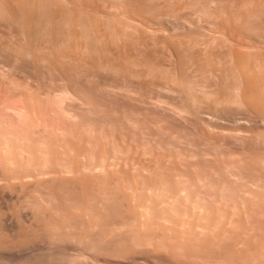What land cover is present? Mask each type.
Wrapping results in <instances>:
<instances>
[{"label":"bare ground","instance_id":"1","mask_svg":"<svg viewBox=\"0 0 264 264\" xmlns=\"http://www.w3.org/2000/svg\"><path fill=\"white\" fill-rule=\"evenodd\" d=\"M225 1L227 3V0ZM229 1L230 0H228V2ZM243 1L246 2L247 0H243ZM243 1L240 0V2L236 3L237 1L234 0L236 4L242 2V4H239L238 6L235 4V7L233 6L234 2L231 3L232 1H230L229 3H227L228 5L226 3L224 4L225 5L223 6V9L225 8L224 11L221 9L222 6L221 8L219 7V9L215 11L216 6H214V4L219 6V3L222 2L221 0H176V1L163 0V2H161V0H128V1L126 0V2H124V0H0L1 23L3 22L6 23V25H9L7 27L12 28L14 33L13 35L15 36V38L19 37L21 39V42L20 41L17 42L18 47L15 46L16 41H14L15 43L12 42L13 45L17 47L15 49L12 48L14 47L13 45H11L10 47L9 44H7L8 41H6L7 42L6 47L4 43L5 40H3L2 43L0 41V82H2L3 84L2 87L9 86L12 87L10 89H14V93L18 92L16 95L19 94L20 97L24 99L27 110L28 111L30 110L29 113L30 112L34 113L33 108H35V106L33 104L38 105L39 104L38 101H41L42 103V100H38V98H40V96L37 94L38 92L39 94L41 93L40 94L41 96L44 95L43 97L46 98L52 96L69 98L72 96H76V92L80 91L79 86H82L80 84L81 81L82 84L86 86L87 82L83 83V80L91 81L93 77H96L101 79L102 83H100V80L99 83L103 85V82L105 80V79L103 80V78L107 76L108 72L111 73L115 72L113 74H116L118 73L119 70L120 71L119 76L121 77L120 79L122 85L119 86H121L123 89H129L137 93L138 96L143 95V98L145 97L146 99L147 97L148 99L153 97L154 100H157L158 102L161 101L169 104H172L171 101H169L172 100V102H174L176 106L178 105L182 109V111L184 110L187 112V114L189 113L193 121L197 125H200L201 129L204 131V134L202 133V135H205L206 141L209 142L208 144L212 143L211 139L213 140L215 139L213 142H216V138L218 139L222 135V134L219 135L218 127L226 128V129L229 128V125L231 124L227 125L228 124L227 123L226 124L227 127L224 126L223 124L227 122L226 117L228 118V116L230 117L232 116L231 118L233 119V117L235 116L234 109L236 108L238 109L241 107H243V109L246 107L245 108L246 110L248 108L247 111L249 118L247 116L245 117H247L248 118L247 120L252 122L253 124L252 123L237 124L238 120L236 121L233 120L234 123H232V125L233 124L234 125L233 126L231 125L230 127L236 130H245V132L247 133L246 136L248 137L250 142L251 140H258L264 144V0H254V1L251 0L252 3L255 1L256 2L253 4L254 7L252 6V8L250 9L246 7L248 6V4L246 5V3H244ZM129 2L131 4L132 11L131 10L130 11L132 13L129 11L130 6H128V11L125 8L127 6L125 3H129ZM247 3H249V5L252 4L251 2H247ZM175 5L177 6V8L174 7ZM226 5L227 7L229 6L228 10H226L227 9ZM212 6H214L215 8L211 9L213 8ZM184 11L187 14L189 13V16L187 15L188 17L184 15L186 14L184 13ZM200 20L205 21V24H208L211 27L210 29H212L211 30L212 32H210V35L205 34L204 31L203 33H201L202 30L198 29L201 27L198 28L195 27L197 26L195 24H197ZM202 23L204 24V22ZM198 25L201 26L200 24ZM207 32L208 31H206V33ZM204 34L206 35L204 36V38L207 39L204 38L202 39V35ZM200 36H201V40L199 41ZM11 40H14V38ZM11 40L9 41L11 42ZM159 42L162 43V48H163V44L169 47L168 49L165 46V51L162 50V52H160L161 54L164 52L167 53L166 51L171 49L172 55L173 57H175V59L172 56H171L172 58L171 57L170 58L174 59L173 61L175 62V68L177 69V72H175L176 69L174 68L175 70L173 69L174 72L172 73V70H170L171 68H169L171 72L166 70V73L169 72L172 74L167 73L168 75H170L168 77L166 76L167 74L165 76L162 75L163 76L162 78L158 77L157 74H156L157 76L154 74L153 76L152 73L150 74V71L148 70V67L150 68L149 65L151 66L154 65L151 62H155V64H157L160 61L158 60V62L156 63V58H158L159 55H156L155 53L158 50L157 54H159V48H158ZM143 45H147L150 47V49L153 48V50L155 49V46L154 47L151 46L156 45L157 50L155 49L153 51V54L155 53L154 55L157 57L154 58V55L150 53L151 54L150 56L151 57L153 56L152 59L151 57L149 58L150 60H152L151 62L150 61L148 62L147 58L149 56V52H152V50L148 48L149 50L148 52V50H146L147 46L146 47L144 46L143 48L142 47ZM8 46L12 49H10ZM135 46L139 47L137 49L141 50V51L139 50V53H142V50L144 51V54L146 53L144 56H147V58L145 57L140 59L142 60L147 59L144 60L145 61L144 64L148 65L147 69L143 66L144 65L143 63L142 66H139L140 62L138 60L140 59L137 57L139 54L136 51ZM140 47H142L143 49H141ZM224 47L225 48L228 47L226 48V50L230 49L231 47L233 48L230 49L231 52L230 50H228L230 53H227L225 50H223L225 51V54H223L224 52L222 53L223 55L216 52L218 50H215L216 48L222 49ZM212 49L215 50L214 53H217L216 55L220 54L219 57H221V55L222 56L226 55L229 57L231 56V58L229 57L225 58L226 56H224V58L223 57L219 58L216 55L215 57L213 52L211 51ZM134 50L135 52H137L136 53L137 55L133 54ZM171 52L168 53V56L171 55ZM220 52H222V50ZM141 56L142 55H140V57ZM170 58L168 60L167 55L164 58L161 57V61H162L161 65L164 64L163 61L165 59H167L168 62H170ZM167 60H165V63L169 67L172 64L171 63L170 65L169 63L167 64ZM141 67L145 69L143 70ZM172 67H174V64L172 65ZM198 74H200L202 78ZM36 76L43 77L44 80L41 79L42 83L43 81L46 80L45 83L48 84L45 85V88L43 90L38 91L37 88L39 86L36 87L37 92L34 91L35 88H33L35 87L33 85H35L36 83V80L34 81V78H36L37 80L39 79ZM111 77H114V75ZM199 77L200 80L204 79L203 82H201L202 80L200 81L199 79H197ZM115 78H113L112 81L114 80L116 81ZM209 78H212V80H209ZM94 79L92 80V82L94 81ZM134 79L136 82L134 81ZM206 79L209 81V83L213 81V84H209L206 81ZM198 80L201 84H198ZM37 82L40 83L41 81H37ZM97 83L98 82L96 81H95V85L94 82L91 83L92 87L94 86L93 88L96 90V92H98L97 90L99 89L96 88L101 87L99 83H98L99 86L95 87ZM108 83H110L111 85V82L108 81ZM66 84L69 86L71 85L70 87H73V90H69L70 87L67 88ZM36 85H38V83ZM84 85L82 87L85 88ZM88 87H90L91 89V86ZM88 87H86V89ZM86 89L83 90L86 91L88 94V91L90 89L88 88L87 89L88 91ZM94 91H92V93L90 94H93ZM121 91L123 90L121 89ZM124 91H128V90H124ZM131 91H128V93ZM167 93H170L171 94L170 96H175V97L170 98L169 94ZM34 95L35 97L39 96L38 98H36V101L34 99L36 103H33ZM102 95L103 97H105L104 94ZM79 96L81 97V95L78 94V97ZM76 97L75 98L72 97V98L76 99ZM46 98L43 99V101L49 100ZM98 99L101 98L98 97ZM81 100L82 99H80L79 101ZM68 101H71L69 102V104L71 103L70 106H72V107L69 106L70 108H73L72 104L74 101L77 102V100H73L72 102L71 99ZM82 101L80 103H82ZM41 103L39 105L42 107ZM77 104L74 103V108L75 105ZM98 104H100V102ZM229 106L232 107L234 112H230L228 109L229 111L228 116L224 117L227 110L225 111L224 116L222 115L223 114L222 111H224ZM38 107H36L37 111H38ZM231 107H229L230 110ZM103 108H106V105L105 107L103 106ZM106 109L104 110L102 109V111H105ZM207 109L217 113L216 114L217 118L215 119L211 118L210 116L212 115H210L209 117L204 116L205 113H209ZM211 111L209 114L212 113ZM220 111L222 112V114ZM86 112L87 111H85V113ZM97 112L100 111L98 110ZM237 112L238 111H236V113ZM73 113H75V111ZM215 113L212 114H214L215 116ZM100 116L98 117L96 116V117L99 118ZM221 116L223 117V119L224 118L226 119L225 122H222V124L220 122L223 120ZM239 116L242 115L240 114ZM97 118L96 120H98ZM107 118L109 117L107 116ZM241 118L242 117H240V119ZM111 119L113 120V118ZM10 120L11 119L9 118H4V117L0 118V173H3L2 177H0V197L1 198L4 197L6 199L5 196H2L3 190H11L12 192L13 190H15V188L19 186L22 187V189L20 187L19 188L23 190L25 186L30 185L31 183L32 186L36 184L34 189H36L37 194L36 191L30 189V191L31 190L33 191L30 192V195L31 194L33 195L34 193L33 196L34 198L31 196L30 198L31 200L29 199L28 196L29 194L26 195L28 197L22 194L24 196V201L23 199H21L22 203L20 201H18L17 203L19 202L21 203L19 205L23 207L22 211L24 212H21L20 211L21 209L16 210L15 208L14 209L12 208L13 211L15 212V213L12 212L15 214L14 222H11L12 220L7 221L8 218L7 219L4 218L3 217L4 214L2 215L1 214L2 212L0 211L1 212L0 213V264L3 263L24 264L23 262L27 263V261L28 264H31L28 258L30 259L31 256L35 257L34 255L37 256L42 255L41 257H38V259L40 258L41 260H44L43 262H45L44 257L47 256L48 254L50 258L51 254H55L54 252H56V250H59L58 248H60L59 250L60 252H61V248H63L64 250L62 249V251L64 252V254L65 253L67 254L65 250L67 248L69 249V247L72 252L70 253L69 251L70 249H69L68 251L70 255L67 254L68 256L66 257L63 256L66 259H71V261L73 262L68 264H93L94 262L90 258L92 256L94 258L96 257L95 259L98 258V262H99L100 260L99 258L101 257V259H103L104 257V256L102 257V255L98 257V255L101 254L99 252H103V251L104 254L105 252H107V254L110 256L109 259L110 258L114 259V260L112 259L113 261L111 264H119V263L122 264V262L124 264L126 263L127 264H159L160 261H157L159 257H165L167 261V263L165 264H183V263L195 264L200 261H202L201 263L203 264H224L222 263L224 261L226 262L225 264H233L234 261L239 256L243 258L244 264H254V263L256 264V261H259V263H261L262 261L264 262V258L261 252L262 251L261 247H260L261 248L260 251L259 246H256L255 251L253 253L250 251L249 247L247 248L244 247V245H246L247 242L245 244L243 243L244 235H245L243 232L237 234L236 237L233 239L232 243L228 244V237L232 235L231 234L232 232L230 233L228 231L232 229L231 227L234 228V221L236 219L240 220L239 216L242 217L244 216L243 214H246L245 210L248 208V206L249 208L250 207L252 208L254 206V208H257L258 210V208L264 205L263 204L264 188L263 189L261 188L262 190L256 189L257 187H252V185L250 186L251 187L250 188L248 187L249 184H247L248 186L245 185L247 183L246 181H245L246 183L243 180H241L242 182L241 181L239 182L237 181L236 177H233L236 178V180L233 178H232L233 180L232 179L227 180L228 177L235 175L234 172L232 174H231L232 171L230 172V168L232 166L235 167L233 165L235 163L233 161L232 156H230V154H226L227 152L223 154L224 158L220 154L221 155L220 159L221 158L223 159L221 160L222 162L220 163L221 165L219 164L218 167H217L218 165L217 163L220 160H218L217 163L214 160H210V162L208 163L209 165L207 164V166L201 163L202 167L205 166L203 167L205 169L203 170L201 168L199 169L201 170L198 171L200 172L199 176L208 174L209 176H211V178L215 177V179H220V180L222 179L227 181L233 187V190L231 189L232 190V193L230 194L231 197L229 196L228 199L234 202L235 204L234 208L238 210V206L240 204L241 206L243 207L246 206L247 208L244 210L245 213L242 211L243 214L242 215L239 214V216L237 215L238 218H235V220L233 221L232 218L234 219L233 217L234 211L231 210L233 208H231L230 210H226L227 208L221 209L217 206L214 207L215 204L214 202V204L211 203L213 205L211 204L209 205V207L213 206L214 208L211 207L210 210L209 207L207 206L208 209H206V212L207 213L209 212V214L211 213L212 219L213 216L216 217V219L215 220L213 219L212 222H211L212 219L210 220V222L208 221L205 222V221H201V220H205L202 218L203 212H205V210L203 205L200 204L201 199H199V195H200L199 191L196 192L197 189L195 190V193H192L194 191H191L192 189H195L194 187L200 189L201 179L199 178L200 179L199 180L197 177V173H198V172L196 173L197 170H192L191 169L192 166L188 168L189 165L186 164L187 163L186 161H185L186 163L184 162L186 164L184 165L185 169L184 171L183 170L182 171L186 172L187 174L189 170H192V173L191 171L189 172L190 175L188 173L189 178H187V175L186 177H183V175L185 176V173L182 175L181 173L182 171L179 172L180 168L178 169V167H176L178 166L177 165L178 162L176 161H178L181 158L182 152H179L180 149H178V147L175 146L176 143L173 144V148L175 147V149H171L168 147L167 148L161 147L162 149H165V151L167 152L164 153L163 151V153H160L158 157L156 156V154L158 155L159 152L155 153L154 155L157 158L153 156V158L156 159H152V160H145V158L146 157L148 158V156L143 151L142 155L143 154L146 155L144 161L142 160L143 163L141 164V160H140L138 164L141 165H139V167L136 166L137 168H135V170L131 174L129 173L130 171L128 170H130L129 168L131 167L132 163L130 162L131 163L130 165L128 163L129 167L128 170L127 168L126 170L130 174L131 179L127 181V179H129L127 178V175L129 174L128 173L126 174V172L124 173L126 175H122L125 176V178L124 177L116 178L117 176L113 178L115 175L112 176L113 170H111L112 169L111 166L118 165L117 164L118 162L115 161L116 164H114L113 161L111 160H110L111 162H108L110 157L109 159L107 158V160H105L104 158L106 157L107 153L109 155V153L112 154L113 152L114 155H112L111 157L112 159L121 158L123 156L118 157V155L120 152L124 151L125 149L127 151L138 150L136 149L138 147L137 143H136L137 146L133 148L134 150H132V146L130 147L129 145L128 147H130L131 149H127L128 147H124V145L126 144L124 141H126L127 139L125 140L122 139L124 141L119 139L121 140L119 141L117 140L119 138L118 137L114 140H117L120 143L122 142L121 147H123V150L120 151L117 148H114L113 143L115 144V142H111L113 146L112 148L115 149V150H111L112 151L111 153V151H109L110 149H112L110 147L111 145H109L111 144L109 143L111 139L106 140L105 138L107 137H105L104 140L108 141V146L110 147L109 150H106L107 147L106 146L105 147V151H107L106 153L103 150H101L103 149L102 148L103 145L102 147L99 146L98 148L101 147L99 151L101 150L102 153L101 151L98 153L99 154L101 153L100 154L101 157L103 155V152L104 154L106 153L104 155L105 157L100 159L97 158L98 160L95 158L96 161L92 162L94 158L92 159L90 154L92 153L91 150H93L94 147L93 149H89L90 147L88 145V141L89 139L91 140L94 139V144H95V138L97 139L96 141H98V137L101 136H99V133L97 134L98 136L95 135L96 137L89 135V133L88 136L86 133L87 131H89V129H86L84 131L83 130L84 128H82V130L86 132L84 136L86 135L87 136L84 137V139H82V136L80 137L78 136L79 133L75 134L74 132L72 134H75L76 137L73 138L76 139L78 137L77 139L82 140L80 141V145L82 144L81 146L83 147L86 144V146H88L89 148L88 147L85 148L86 146H84V148L81 149L82 147L78 146L79 141L76 139V141L78 142L76 141L75 142L76 144L78 143V145H75V142L71 140L72 138L71 136H70L71 138L69 137L70 138L69 141L71 140L72 141V142L70 141L71 144L73 146L75 145L73 147L74 149L71 150L77 151V148L75 147L78 146V149L80 147L79 150H84V152L86 151L88 153L87 154L88 158L85 159L87 160L86 162L80 163V161L84 158H81L82 156H79L80 161L79 162L77 161V164H75L77 172H72L71 168H73L74 169L73 171H75V168L72 167L74 166V164L70 165L69 163L75 161L76 158L74 160V154L72 153L73 160L69 161L70 159H72V157H69L68 155L65 156V154L68 153L66 151V148H64L65 146L61 147L63 149H60V152L58 151L59 149L56 150L57 147L53 151V149L51 148L52 146L50 147L46 146L48 149L49 148L52 149V150L49 149L51 153L52 151L53 152L57 151L58 153L57 158L56 157L54 158L55 160L51 159L53 158L51 157L53 155L50 156L49 155L50 153L48 154L49 150L47 151V148L44 145L45 141L42 142L43 140H40L39 137L36 138L38 135H36V137L34 135L36 139L33 137L34 140H32V137L30 138L32 132H30L29 128H28L29 133L27 132L28 135L26 133H22V131L25 128L22 130L17 129L16 128L17 126L15 127L13 122H11L12 120L11 121ZM81 120L83 119L80 120L78 119V121ZM230 120H228V122ZM115 121L117 120L115 119ZM118 121H122V120H118ZM123 121L125 122V118ZM94 123H96V121ZM117 124L116 126H120ZM34 125L35 124H33V126ZM81 126L83 127L84 125ZM121 126H124L123 122H121ZM213 127L217 128V133L214 132L216 130H214ZM15 128L17 130H20L21 132L17 130L15 132L14 131ZM122 128L121 130H123ZM91 129H93V127ZM233 129L232 131H234ZM34 130L36 131L37 129L35 128ZM125 130H127V128ZM35 131L33 132L36 133ZM83 131L81 132L84 134ZM96 132L99 131L96 130ZM80 135L82 134L80 133ZM92 135H94L93 132ZM128 135L131 136L129 133ZM54 137L56 139L50 137L51 138L50 141L53 139L56 141L61 140V138L57 139L58 137L56 136ZM109 137L112 138L113 136L109 135ZM87 138H89L88 141ZM45 139H47L46 136ZM84 140L86 141V143L83 142ZM134 140L137 141V138ZM153 140H154L153 142H155V138ZM56 141H54L55 145H56ZM157 141L159 142V140ZM59 142L60 143H57L60 144L59 146H61V143L64 144L63 141L62 142L59 141ZM99 142H103V141H101L99 138L98 143L97 142L96 143L101 144ZM48 143L49 145H54L51 144L50 142ZM106 143L104 145H106ZM120 143L118 144L120 145ZM130 143L133 144L134 142L133 143L130 142ZM141 143L143 144V142H140V144ZM97 144L95 145L98 146ZM244 144L246 146V141ZM248 144L250 143L248 142ZM213 145L212 147L214 148L210 147V149L207 148V150H205L206 149L205 148L204 149L205 151L202 152H201L202 150L201 148L199 150L201 153L198 150H196L195 152L196 154L197 152L200 153L199 154L200 156L198 157L200 159H205V161L201 160L200 162L204 161L205 163L208 160V158H210L211 155L210 153L212 152V150L213 149L216 150L218 148ZM96 146L95 149H98ZM163 146L166 147L165 145ZM121 147L119 149H121ZM145 148H144L145 151L149 150V148L148 149L147 147ZM218 149L215 151L216 153L218 152ZM126 150L124 152L126 154H129V152H126ZM80 152L81 151H79V153ZM124 152H122L121 154L124 155L123 154ZM147 152H150V150ZM155 152H157V150H155ZM74 153L75 155L79 154L77 152ZM96 153L92 154L94 155L93 157H96L95 156L97 155ZM70 154L71 153H69V155ZM81 154L82 153H80V155ZM132 154L136 155L134 152H132ZM132 154L129 155L132 156ZM100 155L97 156L99 157ZM213 155L211 157L214 159V157L217 154L214 155V157ZM77 156L78 155H76V157ZM139 156L140 155L136 157L140 159ZM166 156H168L167 159ZM150 157H152V155H150ZM132 158L133 157H131V160ZM137 158L135 159L136 161ZM259 158H260L259 156L258 158L257 157L255 158V163L260 165L261 158L260 159ZM215 159L216 161L217 159H219V154L218 157ZM122 161L124 162L125 160ZM128 161H130V157ZM211 161L212 162L214 161V163H216V165H214L216 167L213 166L214 169L216 168L218 169L212 170ZM164 162H166V164L169 165H171L170 163H172L173 165L172 166L173 168L170 169L171 170L170 172H166L165 174H163L165 176L166 174L170 173V175L168 174L165 176L166 180L164 179L161 180V178L154 180L153 179L154 174L152 176V172L156 170L155 168L158 167L157 165H160L162 167L165 166ZM134 164L135 163H133L132 166H135ZM97 166L100 167L101 170L102 168H106L107 166L110 167V168L107 167L108 169L107 171L106 169L105 170L103 169L104 171H106V173H110L108 174L109 175L108 180L106 177L107 174L103 175V173L105 174V172L103 171L100 173L95 172L94 174V171L96 169L98 170ZM208 166H210L211 169L207 168ZM117 167H119V165ZM114 168L115 167H113V169ZM177 169L180 174L178 172L176 173L174 172V170ZM115 170L117 171V168H115L114 171ZM119 170L120 172L117 171L119 172L118 177L120 176V174H123L121 173V167L119 168ZM144 170L145 171L147 170L148 173L147 174L144 173L143 172ZM78 171L82 173H78ZM163 171H165V169ZM156 173H160V172H156ZM114 174L117 173L114 172ZM3 176L5 177L6 182ZM167 176L168 178L169 177L171 178L167 179ZM124 179H126V181H124ZM30 180L33 182H31ZM54 180H56L55 186H53ZM25 181L26 184L24 185ZM29 181L31 182L30 184ZM57 181H59V184H57L60 185L59 188L62 187V183H67L68 181L69 183L73 182L74 185L78 184V182L81 183L82 185L81 184L79 185L83 187L79 185L78 186L79 188L81 187V190L84 193H82V191L80 192L79 189H76L73 183H72L73 185L72 187L73 189L75 187L76 190L82 193L79 194V192L74 189V191L78 192L79 195L82 196L84 195L82 197V201L76 199V197L73 195L71 196V193L69 194V192H68L69 195L67 194V192L65 195H63L66 190L62 192L63 193L62 195H60L62 188L59 189L61 190L59 192V190L57 189L58 187L56 186V183H58ZM225 181L223 182L225 183ZM60 182L62 183L60 184ZM50 184L53 185L51 186ZM65 185L67 186V184ZM221 185L222 184H220L218 188H220ZM186 186L189 187V191L186 190L185 188ZM52 187H56L57 191L55 188H53L54 189L53 191ZM83 188H85L86 192L84 191ZM40 189L42 191H39ZM222 189L224 190V188ZM54 192L56 194L58 193L59 196L62 197L61 198L59 197V199L56 198L58 196H56ZM219 192L218 191L214 192V195L217 196V194L215 193L219 194ZM78 194L76 193L75 195L79 196ZM3 195H5V193ZM25 197L27 199H25ZM198 199L200 200V202ZM123 200H124V204H123ZM219 200L220 201H217V203L219 202L221 204V199L219 198ZM223 204L226 203H224L223 201ZM257 204H261V205L258 206ZM250 209H247L248 214H250L249 212ZM252 209L250 211H252ZM254 210L252 213L253 216L255 217L254 214L256 213L257 210L256 209ZM261 210L263 209L261 208ZM6 211H8L7 208ZM259 212L262 213V211ZM8 216L9 215H7L6 217ZM225 216L228 217V219L225 218ZM245 216L242 217L241 221L245 220ZM10 217L12 218V216ZM221 217H224L227 220L222 221L223 219ZM259 217H261V215ZM259 217L257 216V218ZM222 226L224 227L223 230H222ZM226 227L231 229L227 230ZM225 228L226 231H224ZM236 229L234 228L233 230L235 231ZM242 231H244V229ZM124 239H125V243L123 241ZM128 242H129V246H127L128 248H125V246L128 245ZM242 244L244 245L242 246ZM121 245H123V248L127 249V251H124L125 249L122 250L123 248ZM129 247L130 250H128ZM225 247L226 248L228 247L226 251H224ZM120 249L122 251H120ZM26 251L30 252V253L28 252L30 256L29 254L24 255V253L27 254ZM59 251H57L58 253L56 252V254H59ZM119 251L122 253H119ZM96 252L99 253L97 256H96L97 254ZM64 254L62 253L61 255ZM89 254H92V256H89ZM107 254L105 255L104 259L108 257ZM149 257H156V258L158 257V258L156 259L155 262H153L152 258H151L152 261H149L150 260ZM14 258L16 260H14ZM49 258H46V260ZM51 258H53V256H51ZM58 259L60 260V258ZM159 259L161 261L164 260V258L163 259L159 258ZM101 261L103 260H100V262ZM107 261L108 262L106 263L110 264V260ZM164 262H162L161 264H164ZM46 263L50 264L49 261L48 262L46 261Z\"/></svg>","mask_w":264,"mask_h":264},{"label":"rangeland","instance_id":"2","mask_svg":"<svg viewBox=\"0 0 264 264\" xmlns=\"http://www.w3.org/2000/svg\"><path fill=\"white\" fill-rule=\"evenodd\" d=\"M128 1V0H127ZM176 1V0H175ZM222 2H220L219 3V6L218 5H215L214 4V6H216V9H215V11L217 10V9H219V7L221 8V6H222V10L224 11L225 10V8L223 9V6H225L224 4L226 3V1L224 0H221ZM230 1H232L231 3H233L234 2V0H230ZM229 1V2H230ZM237 2L236 3H238V2H240V0L238 1V0H236ZM241 1H243V0H241ZM252 1H254V0H252ZM252 1L251 0H247L246 2H244V3H246V5L248 4V6H246L247 8H252V6H253V4L256 2H253L252 3ZM124 2H126V0H124ZM161 2H163V0H161ZM224 2V3H223ZM228 2V0H227V3H229ZM247 2H251L252 4H250L249 5V3H247ZM226 3V4H227ZM235 2H234V4H233V6L235 7V4H236ZM127 6L125 7L126 9H127V11H128V6H130L129 7V11L132 9L131 8V4H130V2L129 3H125ZM129 4V5H128ZM175 4V3H174ZM220 4H223V5H220ZM239 4H242V2L241 3H239ZM239 4H236L237 6L239 5ZM176 5H179V4H176ZM174 6L175 8H177V6ZM228 5V4H227ZM227 5H226V10H228V7H227ZM230 5V4H229ZM214 6H212L213 8H211V9H214L215 7ZM254 7V6H253ZM174 8V9H175ZM222 10H221V12H222ZM132 11V10H131ZM130 11V12H131ZM219 11V10H218ZM183 12V11H182ZM220 12V11H219ZM132 13V12H131ZM184 13H186L185 11H184ZM182 15H183V13H182ZM184 15H188L189 16V13L187 14H184ZM187 16V17H188ZM201 21V22H200ZM197 24H195V25H197V26H195V27H201V28H198L199 30L201 29L202 31H201V33H203V31L205 32V34H209L210 35V32H212L211 30L212 29H210L211 27L208 25V24H205V21H202V20H200ZM202 22H204V24L202 23ZM168 23V22H167ZM169 24V23H168ZM198 24H200L201 26H199ZM208 27H207V26ZM7 26H9V25H6V23H1V21H0V33H1V35H0V41H1V43L3 42V40H5L4 41V43H5V47H6V41H8V43L7 44H9V46L11 47V45H13V43L12 42H14V41H16V43H15V46H17L18 47V41H20L21 42V39L19 38V37H17V38H15V36L13 35L14 33H13V30H12V28H10V27H7ZM206 26V27H205ZM2 28V29H1ZM204 29V30H203ZM206 29V30H205ZM206 31H208L207 33H206ZM185 33H188V32H185ZM202 35V39L204 38V36H206V35ZM6 35V36H5ZM10 36V37H9ZM13 36V37H12ZM14 38V40H11V39H13ZM197 38H199V37H197ZM204 39H207V38H204ZM9 40H11V42L9 41ZM201 40V36H200V39H199V41ZM3 43V44H4ZM160 43V42H159ZM158 43V48H159V54H157L158 52V50L156 49V45H152L151 47H154L155 46V49L157 50L155 53H156V55H159L158 56V58H156L157 56H155L154 54H153V51L155 50H153V48H151L150 49V47L149 46H147V45H143L142 47L144 48V46L146 47L147 46V49L146 50H148V48L150 49V50H152V52H149V50H148V52H149V56H148V58H147V56H144L145 54H144V51L142 50V53H139V50L140 49H137V48H139V47H136V51L138 52V58L140 59V58H147V59H144V60H147L148 62L150 61H152V60H150L149 58L151 57L150 55V53H152L153 55H154V58H156V63L158 62V60H160L161 61V57H165L166 55H167V59L169 60V58L172 56L173 57V55H172V50L170 49V50H168L169 49V47H167L165 44H163V48H162V43H160L159 44ZM247 43V42H246ZM8 46V47H9ZM14 46V45H13ZM12 47V48H17V47ZM159 46H161V47H159ZM165 46H166V48H168V49H166V50H168V51H166L167 53H162V54H164V55H162L160 52H162V50H164L165 51ZM9 47V48H10ZM142 47H140L141 49H143ZM222 47V46H221ZM12 48H10V49H12ZM225 48V47H224ZM224 48H222V49H220V48H214L215 50H218V51H216V52H218V53H220V54H222L223 52V54H225V51L227 52V53H230L231 52V50L230 49H232L233 47H231L230 49H227L226 50V48H228V47H226L225 49ZM161 50V51H160ZM215 50H211L212 52H213V54H214V56L217 54V53H214V51ZM222 50V52H220V51ZM223 50H225V51H223ZM228 50H230V52L228 51ZM141 51V50H140ZM137 52H135V50L133 51V54H136ZM145 52H147V51H145ZM169 52H171V55H169L168 56V53ZM132 54V53H131ZM130 54V55H131ZM220 54H218V55H216L217 57H219V55ZM222 54V55H223ZM137 55V54H136ZM140 55H142L141 57H140ZM148 55V54H147ZM221 55V57H223L224 58V56H226V55H224V56H222ZM213 56V57H214ZM215 56V57H216ZM153 57V56H152ZM152 57H151V59H152ZM171 57V58H172ZM221 57H219V58H221ZM227 57H229V56H226L225 58H227ZM138 58H137V60H138ZM170 58V62H168V60L167 59H165V60H167V64L169 63V65H170V63L173 65L174 64V67H172V65H170L169 67L166 65V63H165V60L164 59H162V60H164L163 61V63L164 64H162L163 65V67H162V65H161V63H162V61L160 62H158L157 64H155V62H151V63H153L154 65H149L150 66V68L148 67V70L150 71V74L152 73V75L154 74V75H158V77H160V78H162L163 76H165L167 73H169V72H171L170 70H172V73L174 72L173 71V69L175 68V62L173 61L174 59H175V57H173L174 59H171ZM229 58H231V56L229 57ZM144 60H142V59H140V60H138L139 62H140V64H139V66H142L144 63H145V61ZM154 60V59H153ZM141 61H143V62H141ZM174 63H173V62ZM232 61V60H231ZM234 62V61H233ZM233 62H232V64H233ZM143 63V64H142ZM150 63V64H151ZM161 65V66H160ZM146 69H147V64H144L143 65ZM156 66V67H155ZM165 67H167V68H165ZM143 70L145 69V68H143V67H141ZM158 68V69H157ZM169 68H171L170 70H169ZM165 69V70H164ZM176 69V68H175ZM174 69V70H175ZM166 70L167 71H169V72H167L166 73ZM165 72V73H164ZM175 72H177V69L175 70ZM107 73V72H106ZM110 73V74H109ZM113 73H115V72H108L107 73V76H108V74H109V76H108V79H107V76L105 77V78H103V80H104V82H103V85H101L100 83H102V81H101V79H99V78H96V77H93L92 79H91V81L90 80H88V81H84L83 80V83L84 82H87L86 83V86L84 85V84H82V81H81V85L83 86H85V88L84 87H82V86H79L80 87V91L81 90H85L86 89V87H88V86H91V89H92V91H94L95 89L92 87V85H91V83H93L94 82V85H95V81L96 82H98L99 83V80H100V86L102 87H97V86H99V84L97 83L96 84V86L95 87H97L96 89H98L97 91L98 92H96V90L94 91V93L93 94H90V93H92V91H91V89H90V87H88L90 90L89 91H91V92H89L87 89V91H88V94H87V92L86 91H77L76 92V96L78 97V94L79 95H81V97L79 96L78 97V99H77V97L76 96H72V97H76V99H73L72 97H69V98H62V97H58V96H52V97H49V98H46V97H43V96H41L40 94H39V92L37 93L39 96H40V98H38V97H35V95L33 96V103H36L35 101H36V98H38V100H42V103H41V101H38V103L40 104L41 103V105H42V107L38 104V105H35V104H33L34 106H35V108L36 107H38V111H37V108L35 109V108H33L34 109V113L33 112H30L29 113V111L27 110V107H26V105H25V102H24V99L22 98V97H20V95L18 94V95H16L17 93H14V89H10V88H12V87H9V86H3L2 87V82H0L1 84V86H0V114H2V115H0V118L1 117H4V118H9V119H11L10 121L11 122H13V124L15 125V127L17 128V129H20V130H22V129H24L23 131H22V133H26L27 134V132L29 133V129H30V132H32L31 133V135H30V138L32 137V140H34L33 139V137H34V135H35V137H36V135H38L36 138H38L39 137V139L40 140H43L42 142H44V145H45V147L47 146V147H50V146H52L51 148L53 149V151L55 150V148L57 147V149L56 150H58L59 152H60V149H63V148H61L62 146H65L64 148H66V151L68 152L67 154H65V156L66 155H68L69 157H72V159H70L69 161H72L73 160V154H74V160H75V158H76V160L75 161H72V162H74V163H69L70 165H72V164H74V166H72V167H74L75 168V171H73L74 169L73 168H71L72 169V172H77L76 170V167H75V164H77V161L79 162L80 160V158H79V156H82L81 158H84V159H82L81 161H80V163L81 162H86L87 160H85L86 158H88V156H87V152H86V154H85V152H84V150H79L80 149V147H82L81 145H80V141H82L81 139L79 140V139H77L78 141H76V139L75 138H73V137H76L75 136V134H78V136L80 137V136H82V139H84V137H86L87 135H88V133H89V135H91V136H94V137H96V136H98L97 134L99 133V136H101V137H98V141H99V138H100V140L101 141H103V142H99V143H101V144H97L98 143V141H96L97 139L95 138V144H97L98 146H96L95 144H94V139H89V138H87V141H88V139H89V141H88V145H89V147L88 146H86V144L84 145V146H86L85 148H89V149H93V147H94V151L93 150H91V154H90V156L92 157V159L94 158V160H92V162H95L96 160H95V158L97 159H100V158H104L105 156V154L107 153V151H105V147H106V150H109V148L111 147H113L114 146V148H117L118 150H120V151H122L123 150V147H121V144H122V142L120 143V142H118L117 140H119V139H127L126 141H124V140H122V141H124L126 144L124 145V147H128V145L131 147L132 146V150H134L133 148L135 147V146H137L138 145V147L136 148V149H138V150H134V151H131V153H130V151H127L126 149V152H129V154H132V152H134L136 155H134V154H132V156H130L129 154H126L124 151H122V152H124L123 154L124 155H122L121 153L122 152H120L119 153V155H118V157H121V156H123V157H121V158H115L114 156V158L116 159H112L111 157H112V155H114L113 153H112V151L111 150H115V149H110L109 151H111V153L112 154H110L109 153V155H108V153L106 154V157L104 158L105 160H107V158L109 159V157H110V159H109V161L108 162H111V161H113V163L114 164H116V162H118L117 164L119 165V167H117L118 165H114V166H111L112 167V169L111 170H113L111 173H112V176H114L113 178H115L116 176V178H125V176H122V175H126L127 173H128V171H130L129 173L131 174L134 170H135V168H137V167H139V165H141L143 162H142V160L144 161V158L146 157V155L148 156V158L146 157L145 158V160H152V159H156L158 156H159V154L160 153H163V151H164V153L165 152H167V151H165V149H162L161 147H163V148H171V149H175V147L173 148V144H175V146L176 147H178V149H180L179 150V152H182L181 153V158L178 160V161H176V162H178L177 163V165L178 166H176V167H178V169L180 168V170H179V172H181L182 170L184 171V169H185V167H184V165H186V164H188L189 165V167L188 168H190L191 166V169L192 170H197L196 171V173L198 172V171H201V170H199L200 168L203 170V169H205V168H203V167H205V166H203L202 167V164L201 163H203L204 165H206L207 166V164L210 162V160H214L216 163L218 162V160H220L217 164V167L219 166V164L220 163H222L221 162V160L224 158V156H223V154L224 153H226V154H230V156H232V158H233V161H234V163L235 164H233L235 167H231L230 168V172H231V174L234 172L235 173V175H232V176H230V177H228L227 178V180H231L233 177H236L237 178V181H241V180H243L246 184L245 185H247V184H249V186L248 187H250L251 185H252V187H257L256 189H263L264 188V144L261 142V141H258V140H251V142H250V140L248 139V137L246 136V132H245V130H236V129H233L232 127H230L231 125H232V123H234V121H236V120H238L237 122V124H239V123H241V124H243V123H247V124H251L252 122H250V121H248L247 119L249 118L248 117V108H247V110L244 108L243 109V107H241V108H236V109H234L235 110V112H234V110L232 109V107L231 106H229V107H231V110H230V108L229 107H227L224 111H222L223 112V114H222V112H221V114L224 116V113H225V111L227 110V112L225 113V116L224 117H226V116H228V112L230 111V112H234V115L236 116H234L233 117V119L230 117V116H228V118L226 117V119L224 118L223 119V117H222V119L224 120H222V121H220L221 122V124H222V122H225V120L227 121V122H225V123H223L224 124V126H226V124L227 125H229V124H231V125H229V128L228 129H226V128H220V127H218V133H219V135H221L218 139L216 138V142H213L214 140L213 139H211V141H212V143L211 144H208L209 142L208 141H206V138H205V135H202V133L204 134V131L201 129V127H200V125H197L194 121H193V119H192V117L190 116V114L188 115L187 114V112L186 111H182V109L177 105L176 106V104H174V102H172V100H169V101H171V103L172 104H169V103H165V102H161V101H157V100H154V98L152 97V98H149L148 99V97H147V99L144 97L143 98V95H141V96H138V94L137 93H135V92H133V91H131V90H129V89H123L121 86V77L119 76L120 75V71L118 70V73H116V74H113ZM172 73H169V74H172ZM114 75V77H111V76H113ZM229 74V73H228ZM153 75V76H154ZM156 75V76H157ZM161 75V76H160ZM163 75V76H162ZM199 76H200V74H198ZM230 75V74H229ZM167 77L168 76H170V75H166ZM37 77V76H36ZM115 77H118V78H115ZM198 77V76H197ZM201 77V76H200ZM200 77L199 78H197V79H199L200 80ZM37 78H39L38 80L36 79V78H34V81L36 80V83H35V85H33V86H35V87H33V88H35V90L34 91H36L37 92V90L39 91V90H43L44 88H45V85H48L47 83H45V81H43V83H42V80H44L43 79V77H37ZM94 78H96V79H98V80H96V79H94ZM113 78H115L116 79V81L114 80V81H112V79ZM202 78V77H201ZM42 79V80H41ZM94 79V81L92 82V80ZM118 79H120V80H118ZM133 80V79H132ZM199 80H198V84H201L200 82H199ZM202 80V79H201ZM200 80V81H201ZM204 80V79H203ZM203 80L201 81V82H203ZM209 80H212V78H209ZM37 81H41L40 83L39 82H37ZM108 81L109 82H111V85H110V83H108ZM118 81V82H117ZM134 81H135V79H134ZM206 81L209 83V81L206 79ZM56 82V81H55ZM113 82V83H112ZM120 82V83H119ZM136 82V81H135ZM212 82V83H211ZM209 84H213V81H211ZM38 83V85H36ZM57 83V82H56ZM55 83V84H56ZM88 83H89V85H88ZM105 83H108V84H105ZM43 84H44V86H43ZM54 84V85H55ZM79 84V85H80ZM105 84V85H104ZM114 84H116V85H114ZM118 84V85H117ZM52 85H53V82H52ZM67 85V84H66ZM88 85V86H87ZM108 85V86H107ZM110 85V86H109ZM114 85V86H113ZM119 85H121V86H119ZM39 86V87H38ZM71 86V85H70ZM69 85H67L66 87L68 88V87H70ZM113 86V87H112ZM116 86H118V87H116ZM6 87H8V88H6ZM36 87H38L37 88V90H36ZM42 87V88H41ZM77 87H78V85H77ZM79 87H78V89H79ZM82 87V88H81ZM110 87V88H109ZM40 88V89H39ZM113 88H115V89H113ZM120 88V89H119ZM77 89V90H78ZM100 89H101V91H100ZM121 89L123 90V91H121ZM9 90V91H8ZM69 90H73V87H70V89ZM124 90H128V91H131V92H129L128 93V91H124ZM115 91V92H114ZM2 92V93H1ZM86 92V93H85ZM100 92V93H99ZM117 92V93H116ZM126 92V93H125ZM57 93V92H56ZM84 93V94H83ZM83 94V95H82ZM98 94V95H97ZM101 94V95H100ZM102 94H104V96L105 97H103V95ZM167 94H169V96L171 95L170 93H167ZM86 95H87V97H86ZM89 95H95V96H89ZM129 95V96H128ZM22 98V99H20V98ZM84 97H86V98H84ZM98 97L99 98H101V99H98ZM106 97H107V99H106ZM175 96H170V98H174ZM49 99L48 101L46 100V101H43V99ZM82 99L81 101H82V103H80L81 101H79L80 99ZM85 99V101H84V99ZM88 98V99H87ZM34 99H35V101H34ZM72 100V102H73V100H77V102H78V104H77V102H73V108H70V107H72V106H70L71 105V103L69 104V102H71V101H68V100ZM103 99V100H102ZM61 100V101H60ZM65 100H67V101H65ZM88 100V101H87ZM90 100V101H89ZM100 102V104H98L99 102ZM109 101V102H108ZM66 102H68V103H66ZM86 104H85V103ZM92 102V103H91ZM98 102V103H97ZM104 102V103H103ZM161 102V103H160ZM49 103H50V105H49ZM74 103H76L77 105H75V108H74ZM102 103V104H101ZM53 104H54V106H53ZM67 106H66V105ZM95 106H94V105ZM109 106H108V105ZM90 105V106H89ZM105 107V105H106V108H103V106ZM70 106V107H69ZM78 108H77V107ZM83 106V107H82ZM98 106V107H97ZM108 106V107H107ZM111 106V107H110ZM131 106V107H130ZM57 107V108H56ZM59 107V108H58ZM63 107V108H62ZM65 107H68V108H65ZM110 107V108H109ZM138 107V108H137ZM81 108V109H80ZM104 110V109H106L105 111H102V109ZM109 108V109H108ZM115 108V109H114ZM26 109V110H25ZM51 109V110H50ZM67 110V112H66V110ZM80 109V110H79ZM84 109V110H83ZM122 109H123V111H122ZM228 109H229V111H228ZM240 109V110H239ZM242 109V110H241ZM71 112H70V111ZM100 111V112H97V111ZM109 112H108V111ZM117 110V111H116ZM206 110V109H205ZM233 110V111H232ZM243 110H244V112H243ZM246 110V111H245ZM52 111V112H51ZM75 111V113H73ZM82 111H84V112H82ZM85 111H87L86 113H85ZM89 111V112H88ZM129 111V112H128ZM136 111H138V112H136ZM176 111V112H175ZM179 111V112H178ZM207 111L210 113V111L211 110H209V109H207ZM236 111H238L237 113H236ZM28 112V113H27ZM80 112V113H79ZM82 112V113H81ZM103 112V113H102ZM113 114H112V113ZM120 112V113H119ZM131 112V113H130ZM143 112V113H142ZM212 113H215L214 111H211ZM76 113H78V114H76ZM94 113V114H93ZM99 113H101V114H99ZM106 113V114H105ZM111 115H109V114ZM116 113V114H115ZM139 113V114H138ZM186 113V114H185ZM209 113H205L204 114V116H210V115H212V116H210L211 118H213V119H215V118H217L216 117V114L217 113H215V116H214V114H209ZM242 115V116H239L240 114ZM6 114V115H5ZM14 116H13V115ZM30 114V115H29ZM34 114V115H33ZM68 116H67V115ZM74 114H76V115H74ZM83 114H84V116H83ZM104 114V115H103ZM207 114V115H206ZM209 114V115H208ZM229 114H231V113H229ZM33 115V116H32ZM74 115V116H73ZM82 115V116H81ZM85 115H86V117H85ZM91 115V116H90ZM92 115H93V117H92ZM101 115V116H100ZM106 115V116H105ZM113 115V116H112ZM115 115V116H114ZM128 115V116H127ZM238 115V116H237ZM5 116H7V117H5ZM10 116V117H9ZM53 116V117H52ZM75 116H77V117H75ZM81 116V117H80ZM98 116H100L99 118H97ZM103 116H105V117H103ZM107 116L109 117V118H107ZM117 116H118V119H117ZM120 116V117H119ZM122 116V117H121ZM183 116V117H182ZM214 116V117H213ZM245 116H247V117H245ZM29 117V118H28ZM55 117V118H54ZM75 117V118H74ZM83 117V118H82ZM88 117V118H87ZM93 119H92V118ZM102 117H103V119H102ZM115 117V118H114ZM240 117H242L241 119H240ZM36 118V119H35ZM77 118V119H76ZM96 118L98 119V120H96ZM111 118H113V120L111 119ZM123 118V119H122ZM124 118H125V122L123 121L124 120ZM134 118V119H133ZM187 118H189V119H187ZM244 118V119H243ZM30 121H29V120ZM78 119L80 120V119H83V120H81V121H78ZM86 119V120H85ZM95 119V120H94ZM106 119V120H105ZM115 119L117 120V121H115ZM231 119V120H230ZM32 120V121H31ZM36 120V121H35ZM102 120V121H101ZM118 120H122V121H118ZM220 120H221V118H220ZM228 120H230L229 122H228ZM234 120V121H233ZM245 120V121H244ZM247 120V121H246ZM17 121H18V123H17ZM26 121V122H25ZM96 121V123H94ZM98 121H101V122H98ZM109 121V122H108ZM114 121V122H113ZM232 121V122H231ZM35 122V123H34ZM80 122V123H79ZM83 122V123H82ZM111 122V123H110ZM118 124H117V123ZM121 122H123V124H124V126H121ZM126 122H128V123H126ZM31 123H33V124H35L34 126H33V124H31ZM84 123H86V124H84ZM90 123H92L91 124V126H90V124L88 125V124ZM125 123H126V125H125ZM29 124H30V126H29ZM76 124H78V125H76ZM98 124V125H97ZM116 124L117 125H120V126H116ZM128 124V125H127ZM132 126H131V125ZM151 124V125H150ZM196 124V125H195ZM253 124V123H252ZM18 125H19V127H18ZM37 125V126H36ZM81 125H84L83 127L81 126ZM87 125V126H86ZM234 125V124H233ZM232 125V126H233ZM25 126V127H24ZM81 127V128H78V127ZM109 126V127H108ZM126 126H128V127H126ZM158 126V127H157ZM223 126V127H224ZM21 127V128H20ZM93 127V129H91ZM96 127H98V128H96ZM99 127H100V129H99ZM111 127V128H110ZM123 127V128H122ZM131 127H132V129H131ZM134 127V128H133ZM199 127V128H198ZM227 127V126H226ZM15 128V132H16V129ZM27 128V129H26ZM29 128V129H28ZM37 129L36 131L34 130V129ZM68 128V129H67ZM71 128V129H70ZM78 128V129H77ZM82 128H84L83 130L85 131L86 129H89V131H87V133L86 132H84L83 130H82ZM108 128V129H107ZM121 128L123 129V130H121ZM127 128V130H125V129ZM129 128V129H128ZM214 128V130H216V131H214V132H216L217 133V128L216 127H213ZM212 128V129H213ZM234 130V131H232V129ZM244 128V127H243ZM32 129V130H31ZM41 129V130H40ZM140 129V130H139ZM219 129H220V131H219ZM223 129V130H222ZM20 130H17V131H20ZM78 130V131H77ZM96 130L97 131H99V132H96ZM130 130V131H129ZM136 132H135V131ZM155 130V131H154ZM170 130V131H169ZM188 130V131H187ZM198 130V131H197ZM33 131H35L36 133H34ZM69 131V132H68ZM76 131H77V133H76ZM81 131H83L84 132V134L81 132ZM132 131V132H131ZM148 131V132H147ZM187 131V132H186ZM191 131V132H190ZM227 131V132H226ZM231 131V132H230ZM237 131V132H236ZM21 132V131H20ZM75 132V134H72V133H74ZM92 132H93V134L94 135H92ZM95 132V133H94ZM104 132H105V135H104ZM120 132H122V133H120ZM147 132V133H146ZM152 132V133H151ZM222 132V133H221ZM224 132V133H223ZM80 133L82 134V135H80ZM85 133L87 134L86 136H84L85 135ZM111 133V134H110ZM119 133V134H118ZM128 133L131 135V136H129L128 135ZM132 133V134H131ZM165 133V134H164ZM168 133V134H167ZM179 133V134H178ZM201 135H200V134ZM43 134V135H42ZM49 134V135H48ZM56 134V135H55ZM68 134H70V135H67ZM134 134H135V136H134ZM158 134V135H157ZM170 134V135H169ZM235 134V135H234ZM239 134V135H238ZM242 134V135H241ZM28 135V134H27ZM56 136V137H58L57 139H59V138H61V140H54V139H56L54 136ZM74 135V136H73ZM88 135V136H89ZM96 135V136H95ZM103 135V136H102ZM109 135H111V136H113L112 138H110L109 137ZM153 135V136H152ZM218 135V136H219ZM43 136V137H42ZM45 136H46V138L47 139H45ZM49 137V139H48V137ZM60 136V137H59ZM72 138H71V137ZM124 138H123V137ZM224 136V137H223ZM241 136V137H240ZM29 137V136H28ZM34 137V138H35ZM50 137H53L54 139V141H56V145H55V142L53 141V140H51L50 141ZM71 138V140L73 141V142H78L79 143V145H78V143L76 144V142H75V145H78V146H80L79 147V149H78V146L77 147H75V148H77V151L76 150H71V149H74L73 147L75 146H73L72 144H71V142L69 141V139ZM94 137H91V138H94ZM105 137H107V138H105ZM109 137V138H108ZM119 137V138H118ZM131 138V140H130V138ZM151 137V138H150ZM168 137H169V139H168ZM173 137V138H172ZM190 137V138H189ZM35 138V139H36ZM104 138L106 139V140H110L111 139V141L109 142V143H111V142H115V144L113 143V146H112V143L111 144H109V145H111L110 147L108 146V141H106V140H104ZM116 138H118L117 140H114V139H116ZM133 138V139H132ZM137 138V141L136 140H134V139H136ZM138 138H139V140H138ZM155 138V142H153L154 139ZM157 138V139H156ZM158 138H160V139H158ZM74 139V140H73ZM129 139V140H128ZM228 139V140H227ZM47 140H48V142H54V143H51V144H54V145H49V143L47 142ZM66 140V141H65ZM85 140H86V138H85ZM83 141V142H85L86 143V141ZM91 140V141H90ZM114 140V141H113ZM121 140H119V141H121ZM157 140H159V142H160V144L162 145H165L166 147H164L163 145L161 146L160 144H159V142L157 141ZM161 140V141H160ZM179 140V141H178ZM208 140V139H207ZM217 140H218V143H217ZM249 140V141H248ZM59 141H63L64 142V144L63 143H61V146H59L60 144H57V143H60ZM105 141V142H104ZM129 141V142H128ZM136 141V142H135ZM147 141V142H146ZM149 141V142H148ZM163 141H165V142H163ZM169 141V142H168ZM191 141V142H190ZM210 141V140H209ZM210 141V142H211ZM245 141H246V146H245ZM250 143V144H248V142ZM254 141V142H253ZM256 141V142H255ZM68 142H70V143H68ZM91 142V143H90ZM97 142V143H96ZM107 142V143H106ZM123 142V143H124ZM130 142H134L133 144H131ZM140 142H143V144H144V146H143V144L141 145L140 144ZM90 143V144H89ZM106 143V145H104ZM118 143H120V145L118 144ZM128 143H130V144H128ZM136 143H137V145H136ZM146 143V144H145ZM149 143V144H148ZM152 143H154V144H152ZM185 143V144H184ZM190 143V144H189ZM213 143H214V145H213ZM218 145H217V144ZM258 143V144H257ZM47 144V145H46ZM63 144V145H62ZM179 144V145H178ZM259 144H260V146H259ZM58 145V146H57ZM91 145H93V146H91ZM102 145H103V147H102ZM121 147V149H119L120 147ZM139 145H140V148H141V150H140V148H139ZM153 145V146H152ZM155 145V146H154ZM171 145V146H170ZM178 145V146H177ZM183 145V146H182ZM190 145H192V146H190ZM201 145V146H200ZM211 145V146H210ZM212 145L213 146H215V147H218L217 149H218V152L216 153L215 151L217 150H215V149H211L212 150V152L214 153V155H216L217 157H218V154H219V159H217V161H216V159L215 158H217L216 156L214 157V155H213V153L211 152L210 154V158H212L211 156L213 155V157H214V159L212 158V159H210V158H208V160L204 163V161H205V159H200L198 156H200L199 154L202 152V151H205V150H207V148L208 149H210V147L211 148H214V147H212ZM229 145V146H228ZM84 146L81 148V149H83L84 148ZM95 146L98 148L99 146H101L103 149H101V150H103L104 152H106L105 154H104V152H103V155H102V157H101V153H102V151H101V153L99 154L98 152H100L99 151V149L101 148H98V149H95ZM115 146H117V147H115ZM159 146V147H158ZM189 146V147H188ZM203 146V147H202ZM46 147V148H47ZM54 147V148H53ZM60 147V148H59ZM119 147V148H118ZM130 147H128L127 149H131ZM145 147H147V149L149 148V150H150V152H147V151H149V150H144V148ZM155 147V148H154ZM187 147V148H186ZM194 147V148H193ZM259 147V148H258ZM51 148H49V149H51ZM108 148V149H107ZM151 148V149H150ZM160 148V149H159ZM202 148V150H201V152L199 151L200 149ZM206 148V149H205ZM226 148H228V149H226ZM48 148H47V151L49 150ZM51 149V150H52ZM143 149V150H142ZM146 149V148H145ZM157 150V152H155V150ZM205 149V150H204ZM224 149H226V150H224ZM98 150V151H97ZM140 150V151H139ZM191 150V151H190ZM195 150V151H194ZM196 150H198L200 153H198L197 152V154L195 153L196 152ZM229 150V151H228ZM232 150H233V152H232ZM52 151V153H51V151L49 150V152H48V154L51 156V155H53V156H51V157H53V158H51L50 156V158L51 159H54L55 157L57 158V151H55V152H53ZM79 151H81L80 153H82L81 155H80V153H79ZM83 151V152H82ZM96 151H97V153H96ZM141 153H139V152ZM145 152L146 153V155L145 154H143L142 155V152ZM221 151H222V153H221ZM257 151H258V153H257ZM74 152H77V153H79V154H76V155H78L77 157H78V159H77V157H76V155H75V153ZM89 152H90V150H89ZM152 152V153H151ZM154 152V153H153ZM159 152V153H158ZM189 152V153H188ZM220 152V153H219ZM232 152V153H231ZM261 152V153H260ZM69 153H71L70 155H69ZM73 153V154H72ZM85 155H84V154ZM93 153H96L97 155H100L99 157L97 156V155H95L96 157H93L94 155H92ZM139 153V154H138ZM149 153V154H148ZM151 153V154H150ZM155 153H158V155L156 154V156L154 155ZM191 153V154H190ZM249 153V154H248ZM188 155V156H186V155ZM192 154H194V155H192ZM223 156V158H221L220 159V157H221V155ZM225 154V155H226ZM252 154V155H251ZM258 154V155H257ZM263 154V155H262ZM55 155V156H54ZM111 155V156H110ZM127 155V156H126ZM136 157H138V155H140L139 157H140V159L139 158H137V161L135 160L136 158L134 157V156ZM141 155H142V157H141ZM145 155V156H144ZM150 155H152V157H150ZM197 155V156H196ZM255 155H257V156H255ZM262 155V156H261ZM68 156H67V158H68ZM153 156H155L156 158H153ZM185 156H186V159H185ZM201 156H202V154H201ZM255 156V157H254ZM258 156L261 158V162H260V165L259 164H257V163H255V158L257 157L258 158ZM126 157H128V158H126ZM129 157H130V161H128L129 160ZM131 157H133L132 158V160H131ZM207 157H209V156H207ZM206 157V158H207ZM234 157H235V159H234ZM151 158V159H150ZM168 158V156H166V159ZM199 158V159H198ZM226 158V157H225ZM252 158V159H251ZM259 158V159H260ZM50 159V160H51ZM97 159V160H98ZM120 159H121V161H120ZM139 159V160H138ZM192 159H193V161H192ZM249 159V160H248ZM55 160V159H54ZM111 160V161H110ZM118 160V161H117ZM122 160H125L124 162L122 161ZM141 160V164H138V162ZM197 160H199V161H197ZM201 160H204L203 162H200ZM236 160V161H235ZM53 161V160H52ZM116 161V162H115ZM119 161H120V163L122 164V162H123V164H124V167H123V164H122V166H121V164L119 163ZM135 161V162H134ZM187 163H186V162ZM189 161V162H188ZM192 161V162H191ZM214 161L211 163V167H212V170H216V169H218V168H216V169H214V167H216V166H214V165H216V163H214ZM245 161V162H244ZM76 162V163H75ZM127 162V163H126ZM133 163H135L134 165L135 166H132V164ZM186 164H185V163ZM252 162V163H251ZM257 162V161H256ZM112 163V164H113ZM128 163H129V165L131 164V167L129 168L130 170H128V167H129V165H128ZM195 163V164H194ZM197 163V164H196ZM137 164V165H136ZM164 164H165V166H160V165H157L158 167L157 168H155L156 170H154L153 172H152V176H153V174H154V176H153V179L154 180H157L158 178L160 179L161 178V180H166V175H170V173H168V174H166L165 176L163 175V174H165L166 172H170L171 170L170 169H172L173 167V165H172V163H170L171 165H169V164H166V162H164ZM180 164V165H179ZM257 164V165H256ZM125 165H126V167H125ZM128 165V166H127ZM167 165V166H166ZM209 165V164H208ZM221 165V164H220ZM223 165V164H222ZM261 165H262V168H261ZM137 166V167H136ZM179 166H181V167H179ZM200 166V167H199ZM214 166V167H213ZM79 167V166H78ZM107 167H109V166H107ZM107 167L106 168H102V170H101V168L100 167H98L97 166V168H98V170L96 169H94L95 171H94V174H95V172H98V173H100V172H105V174L103 173V175H108V174H110V173H106V171L108 170L107 169ZM113 167H115V168H117V171H119L120 172V170H119V168L121 167V173H123V174H120V176L118 177V175H119V172H117L116 170L114 171V169H113ZM184 167V168H183ZM211 167L210 166H208L207 168H209V169H211ZM220 167H223V166H220ZM110 168V167H109ZM126 168H127V170H126ZM133 170H132V169ZM161 168V169H160ZM183 168V169H182ZM236 168V169H235ZM106 169V171H104V170ZM159 169V170H158ZM165 169V171H163ZM178 169L177 170H174V172L176 173V172H178ZM254 169V170H253ZM261 169V170H260ZM123 170H125V171H123ZM189 170V169H188ZM187 170V171H188ZM192 170H189L188 171V173L191 171V173H192ZM252 170V171H251ZM258 170V171H257ZM123 171V172H122ZM181 172L182 173V175L185 173V176L183 175V177H186V175H187V178H189L188 177V173L186 174V172ZM236 171V172H235ZM108 172H110V171H108ZM114 172L115 173H117V174H114ZM126 172V174H124ZM144 173H148V171L146 170H144L143 171ZM156 172H160V173H156ZM178 172V173H179ZM78 173H82V172H79L78 171ZM97 173V174H98ZM128 173V174H129ZM199 173L200 172H198L197 173V177H198V179L200 180V189H198L197 187H194L195 189H192L191 191H194V192H192V193H195V190H196V192H198L199 191V199H201V202H200V200H199V202H200V204L201 205H203V207H204V210H205V212H203V215H202V218L203 219H205V220H201V221H205V222H210V220L212 219V215H211V213L209 214V212L207 213L206 212V209H208V207H209V205L211 204V203H213L214 204V202H215V204H214V207H219V208H221V209H226V210H230L231 208H233V209H231V210H233L234 211V219L232 218V220L234 221L235 220V218H238L237 217V215L239 216V214H243V212H244V210L247 208L246 206H241V204L238 206V210L237 209H235L234 208V206H235V204H234V202L231 200H229L228 198H229V196H230V194L232 193V190H233V187L227 182V181H225V180H220V179H215V177L214 178H211V176H209L208 174L207 175H201V176H199ZM252 173V174H251ZM254 173V174H253ZM1 175H0V177H2V174L3 173H0ZM130 174L129 175H127V178H129V179H127V181L128 180H130L131 178H130ZM141 174V173H140ZM180 174V173H179ZM246 174V175H245ZM102 175V174H101ZM106 175V177H107V180H108V178H109V175L107 176ZM160 175V176H159ZM189 175H190V173H189ZM249 175V176H248ZM253 175V176H252ZM129 176V177H128ZM156 176H157V178H156ZM156 179H155V178ZM205 177V178H204ZM3 178H4V180H5V182H6V179H5V177L3 176ZM169 178H171V177H169ZM168 178V176H167V179H169ZM236 178H233V179H235L236 180ZM243 178V179H242ZM29 179H31V178H29ZM106 179V178H105ZM126 179H124V181H126ZM209 179V180H208ZM212 179H214V180H211ZM232 179V180H233ZM252 179V180H251ZM140 180V179H139ZM218 180H219V182H218ZM31 181V180H30ZM29 181V184L31 183V182H33V181H31L30 182ZM53 181V180H52ZM55 181L56 180H54V185L53 186H55ZM132 181V180H131ZM130 181V182H131ZM223 181H225V183H227V184H225ZM252 181H253V183H252ZM5 182H2V183H5ZM27 182H28V180H27ZM51 182V181H50ZM49 182V183H50ZM58 183H56V186L58 187L57 189L59 190V189H61V190H59V192H60V195H62L63 193L62 192H64L65 190V192H64V194L63 195H65L66 194V192H67V194H68V192H69V194L71 193V196L73 195V196H75L76 197V199H78V200H80V201H82V197L84 196H82V195H79V194H82V193H84L82 190H81V187H83V186H81L82 184L81 183H79L78 182V184H76V185H74V183L73 182H70L69 183V181L67 182V183H62V182H60V184L62 183V187L61 188H59L60 187V185H57V184H59V181H57ZM242 182V181H241ZM52 183V182H51ZM72 183H73V185L76 187V189H79L80 190V192L82 191V193H80L78 190H76L75 189V187H74V189L76 190V191H78L79 192V194H78V192H76V191H74V189H73V185H72ZM76 183V182H75ZM231 183V182H230ZM26 184V181H25V183H24V185ZM28 184V183H27ZM65 184H67V186L64 185ZM79 184H81V185H79ZM220 184H222L223 185V187H222V185L220 186V188H218V186L220 185ZM225 184V185H224ZM51 185V184H50ZM49 185V186H50ZM51 185V186H52ZM81 186L80 188H79V186ZM230 185V186H229ZM257 185V186H256ZM261 185V186H260ZM35 186H36V184H34L33 186H32V183L30 184V185H27V186H25L24 188H23V190H21L22 189V187H17V188H15V190H13L12 192H11V190H3L2 191V193L4 194L5 193V195H3L2 194V196H5L6 197V199L4 198V197H0V211L2 212H0L2 215H3V217L4 218H8L7 219V221L8 220H12L11 222H14L15 221V217H14V211H13V209L15 208L16 210H18V209H21L20 211L21 212H24V211H22V209H23V207H21V205H19V204H21L22 203V200L21 199H23V201H24V196H26V195H28L29 196V199L31 198V196L33 197L34 196V193H33V195L31 194L30 195V192H33L32 190H34V191H36V189H34L35 188ZM199 186V185H198ZM31 187V188H30ZM65 187H67V188H65ZM204 187V188H203ZM216 187V188H215ZM224 188V190L222 189V188ZM226 187V188H225ZM53 188H55L56 189V187H52V189ZM64 188V189H63ZM186 188V190L187 191H189V187L188 186H186L185 187ZM193 188V187H192ZM251 188V187H250ZM30 189H32L31 191H30ZM43 189V188H42ZM44 189H45V187H44ZM57 189H56V191H57ZM71 189V190H70ZM84 189V191H85V188H83ZM232 189V190H231ZM261 189V190H262ZM37 190H38V188H37ZM167 190V189H166ZM219 192V191H221V192H219V194L218 193H215V194H217V196H215L214 195V192H217V191ZM230 190V191H229ZM5 191V192H4ZM22 191V192H21ZM27 193H26V192ZM39 191H42L41 189L39 190ZM39 191H38V193H39ZM53 191H54V189H53ZM55 191V192H56ZM12 194H11V193ZM16 192V193H15ZM21 192V193H20ZM54 192V193H55ZM73 192V193H72ZM74 192H75V194L77 193L79 196H76L75 194H74ZM86 192V191H85ZM223 192V193H222ZM227 192V193H226ZM14 193V194H13ZM20 193V194H19ZM24 193H26V194H24ZM119 193H120V191H119ZM202 193V194H201ZM18 194V195H17ZM24 196H23V195ZM36 194H37V191H36ZM56 194V193H55ZM58 194V193H57ZM56 194V196H58V197H56V198H58L59 199V194L57 195ZM68 194V195H69ZM205 194V195H204ZM12 195V196H11ZM223 197H222V196ZM225 195V196H224ZM20 196H22V197H20ZM28 196H26V197H28ZM81 196V197H80ZM202 196V197H201ZM205 197V199H204V197ZM17 197H18V199H17ZM25 197V199H27ZM62 197V196H61ZM60 197V198H61ZM79 197H80V199H79ZM207 197V198H206ZM216 197H219L220 199H221V204L218 202L217 203V201H220L219 200V198H216ZM231 197V196H230ZM8 198V199H7ZM11 198V199H10ZM34 198V197H33ZM222 198H223V200H222ZM204 199V200H203ZM217 199V200H216ZM5 202H3V201ZM12 200H13V203H12ZM31 200V199H30ZM206 200V201H205ZM212 200V201H211ZM225 200H226V202H225ZM7 201V202H6ZM18 201H20L19 203H17ZM223 201H224V203H226V204H223ZM16 202V203H15ZM122 202V201H121ZM204 202V203H203ZM209 202V203H208ZM203 203V204H202ZM13 204V205H12ZM120 204V203H119ZM123 204H124V200H123ZM206 204V205H205ZM213 204H211V205H213ZM262 204V203H261ZM261 204H257L258 206H260ZM264 204V203H263ZM16 205V206H15ZM20 207H19V206ZM120 206V205H119ZM173 206V205H172ZM208 206V207H207ZM241 206V207H240ZM211 207H213V206H211ZM211 207H209V209L211 210ZM213 207V208H214ZM255 207H256V205H255ZM6 208H7V210L9 211H6ZM13 208V209H12ZM243 210H242V209ZM251 208V207H250ZM249 208V206H248V208L247 209H250ZM253 208V209H252ZM251 209H252V211H250L249 210V212H250V214H248L247 213V209L245 210L246 211V214H248V215H246V214H243L244 216H245V220H243V221H241L242 220V217H244V216H239V219L240 220H235L234 221V228L236 229L235 231L233 230L234 228L233 227H231V228H227V230L228 229H231V230H229L228 232H232L231 234L233 235H231V236H229L228 237V244L230 243H232V241H233V239L236 237V235L237 234H240V233H244L245 235H244V241H243V243L245 244L246 242V245H244V244H242V246L244 245V247H249L250 248V251L253 253L254 251H255V248H256V246H259V248L261 247L262 248V251H261V248H260V251L262 252V256H263V258H264V215H262V214H264L263 213V210H264V205L263 206H261L260 208H258V210L259 211H262V213L261 212H259L258 210H257V208H254V206L252 207ZM261 208L263 209V210H261ZM10 209V210H9ZM254 209H256L257 211H256V213L254 214L255 215V217L253 216V210ZM239 211V212H237V211ZM243 211V212H242ZM12 212H14V213H12ZM176 212V211H175ZM254 212H255V210H254ZM7 213V214H6ZM8 213H10V214H8ZM209 215H207V214ZM245 213V212H244ZM257 213H258V215H257ZM20 214H23V213H20ZM252 214V215H251ZM7 215H9L8 217H6ZM206 215V216H205ZM251 215V216H250ZM261 215V217H259ZM10 216H12V218L10 217ZM228 216V215H227ZM248 216V217H247ZM257 216L259 217V218H257ZM10 217V218H9ZM241 217V218H240ZM247 217V218H246ZM250 217V218H249ZM14 218V219H13ZM223 220H222V219ZM220 219L222 220V221H225V220H227L228 219V217H226L225 216V218H227V219H225L224 217H221ZM213 219L215 220L216 219V217H214L213 216ZM213 219L211 220V222L213 221ZM217 219H219V218H217ZM247 219H248V221H247ZM9 221V222H10ZM240 221V222H239ZM10 222V223H11ZM248 225V226H247ZM236 226V227H235ZM246 226V227H245ZM223 226H222V230H223ZM226 228H225V230L224 231H226ZM244 229V231H242ZM256 231V232H255ZM239 232V233H238ZM247 233V236H246V233ZM216 233V232H215ZM250 233V234H249ZM254 234V235H253ZM215 235V234H214ZM249 236V237H248ZM249 239H248V238ZM254 240V241H253ZM124 241V243H125V239L123 240ZM127 241V240H126ZM258 242V243H257ZM257 245H256V244ZM127 244V243H126ZM259 244V245H258ZM124 245V244H123ZM123 245H121L122 246V248H123ZM248 245V246H247ZM127 246H129V242H128V245H126L125 246V248H128ZM121 248V249H122ZM125 248H123L122 250H124ZM228 248V247H227ZM226 247H225V249H224V251H226V249H227ZM59 250H60V248H58ZM62 249L63 248H61V252L59 251V250H56V252L57 251H59V254H56V252H54L55 254H56V257H55V254H51L50 255V258H49V254L47 255V256H45L44 257V255H43V257L45 258V262H43L44 260H41L40 258L38 259V257H41V256H37V255H34L35 257H30V259L28 258V260H30V263L31 264H34V263H36V264H45L46 263V261L48 262L49 261V263L51 264V263H53V264H64V263H66V264H68V263H71L72 261H71V259H66L65 257L66 256H68V255H70L69 254V251H70V253L72 252L71 251V249H70V247H69V249L67 248H65L66 250H65V252H67V254L65 255L64 254V252L62 251ZM120 249V251H122ZM64 250V249H63ZM69 250V251H68ZM128 250H130V247H129V249ZM119 251V253H122V252H120ZM124 251H127V249H125ZM29 252V251H28ZM27 251H26V253L27 254H25L24 253V255H28L29 253H28ZM99 252V251H98ZM33 253V252H32ZM58 253V252H57ZM64 254V255H61V254ZM97 253V252H96ZM99 253H101V254H99ZM99 253H97L96 254V256L98 255V257L99 256H101L102 255V257L104 256L105 257V255L107 254V252H105V254H104V251L103 252H99ZM21 254V253H20ZM22 255H23V253H22ZM61 257H60V256ZM93 255H94V253H93ZM29 256H30V254H29ZM51 256H53V258H51ZM59 256V257H58ZM63 256H65V257H63ZM89 256H92V254H89ZM108 256V257H107ZM107 260H110V264L112 263V261L114 260L113 258H110L109 259V255L107 254ZM161 256H164V255H161ZM43 257H42V259H43ZM104 257H103V259H101V257L99 258L100 260H103V261H101L100 262V260H99V262H98V258L97 259H95L93 256L92 257H90L91 258V260L95 263V264H104V262H105V264H109V263H106V262H108L106 259H104ZM114 257V256H113ZM159 257V256H158ZM157 257V258H158ZM33 258V259H32ZM46 258H49V259H47L46 260ZM58 258H60V260L58 259ZM68 258V257H67ZM95 260H94V259ZM151 258L153 259V262H155L156 261V257H149V261H152L151 260ZM155 258V259H154ZM159 258H164V260L163 261H161ZM158 259H157V261H160L159 262V264H161L162 262H164V264L165 263H167V261H166V259H165V257H159ZM35 259V260H34ZM53 261H52V260ZM64 259H65V261H64ZM113 259V260H112ZM119 259V258H118ZM239 259V260H238ZM242 261H241V260ZM14 260H16L15 258H14ZM40 262H39V261ZM59 260V261H58ZM62 260V261H61ZM237 260H238V262H237ZM33 263H32V262ZM67 261H69V262H67ZM56 262V263H55ZM58 262V263H57ZM97 262V263H96ZM202 261H200V262H197V263H195V264H199V263H201ZM24 264H28V261H27V263H25V262H23ZM73 263V262H72ZM93 263V264H94ZM156 263H158V262H156ZM222 263H226L225 261L224 262H222ZM244 264V261H243V258L241 257V256H239L235 261H234V263L233 264ZM264 262L262 261L261 263H259V261H256V264H263ZM4 264V263H3ZM46 264H48V263H46ZM119 264H121V263H119ZM122 264H124L123 262H122ZM127 264V263H126ZM184 264V263H183ZM186 264V263H185ZM188 264H190V263H188ZM201 264H203V263H201ZM255 264V263H254Z\"/></svg>","mask_w":264,"mask_h":264}]
</instances>
